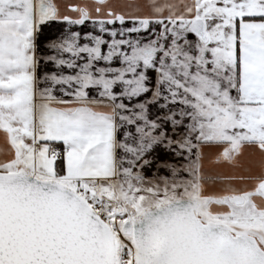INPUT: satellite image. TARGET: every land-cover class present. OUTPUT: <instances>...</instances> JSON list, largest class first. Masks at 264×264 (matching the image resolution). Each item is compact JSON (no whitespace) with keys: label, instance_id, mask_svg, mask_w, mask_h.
Here are the masks:
<instances>
[{"label":"snow or ice","instance_id":"obj_1","mask_svg":"<svg viewBox=\"0 0 264 264\" xmlns=\"http://www.w3.org/2000/svg\"><path fill=\"white\" fill-rule=\"evenodd\" d=\"M0 133V264H264V0H0Z\"/></svg>","mask_w":264,"mask_h":264},{"label":"crops","instance_id":"obj_2","mask_svg":"<svg viewBox=\"0 0 264 264\" xmlns=\"http://www.w3.org/2000/svg\"><path fill=\"white\" fill-rule=\"evenodd\" d=\"M110 3L115 4V5H129V4H147L148 0H109ZM57 3H59L62 7V9L69 3H88V4H93L94 0H57ZM58 27H63V25H59ZM54 33V30H47L46 29V34L49 36H52ZM49 68H51V65H48ZM6 147L5 142H4V136L3 133H0V148ZM215 151V150H213ZM253 158L251 155L247 157V159ZM206 167L211 169L213 172L216 171H222V172H230L231 169L227 165H216V164H210L206 161Z\"/></svg>","mask_w":264,"mask_h":264}]
</instances>
